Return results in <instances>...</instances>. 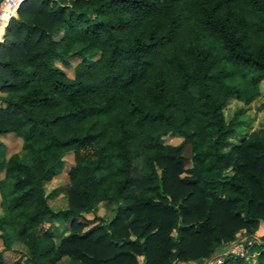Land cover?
<instances>
[{"label":"trees","instance_id":"1","mask_svg":"<svg viewBox=\"0 0 264 264\" xmlns=\"http://www.w3.org/2000/svg\"><path fill=\"white\" fill-rule=\"evenodd\" d=\"M263 78L264 0H24L0 40V264H172L254 232L264 130L232 142L224 108ZM256 247L221 264H264Z\"/></svg>","mask_w":264,"mask_h":264},{"label":"rangeland","instance_id":"2","mask_svg":"<svg viewBox=\"0 0 264 264\" xmlns=\"http://www.w3.org/2000/svg\"><path fill=\"white\" fill-rule=\"evenodd\" d=\"M78 61L73 62L75 65ZM69 76H72V68L65 69ZM259 94L250 103H244L242 100H238L234 97L230 98L224 108V115L227 121L233 118L235 120L234 129L235 132L231 136L230 140L235 143H239L243 138L247 137L252 132H256L259 129L264 130V78L260 81L258 85ZM6 148L7 153L17 150L18 147L15 145L14 141H10L11 138L5 137L2 139ZM182 141V137L176 132H168L160 136L158 142L162 144L177 145ZM73 164L72 154L68 153L64 156V168L63 172L52 179L46 186L48 196V204L53 209H61L67 207V195L65 189L69 185V179L67 176V171ZM190 161L185 162V167L190 166ZM51 190L54 192L50 193ZM115 210V204L112 205H100L97 211V215L109 220L113 215ZM87 218H92L91 214L86 215ZM52 227L58 236L66 234L69 232L70 222L64 221H54ZM264 236V219L259 223L258 228L254 232H247L245 229H240L235 233L234 240L222 244L218 247L212 255L208 257L196 258L189 261H173L172 264H221L224 257L229 254V252L237 251L238 242L245 241L250 246H255L253 249L248 245L244 248V256L248 259H255L259 252L256 244L263 243ZM0 243V248H1ZM14 255L13 250L4 252L3 256L5 260H10ZM141 257H139V262H141ZM66 262V261H65ZM255 262V261H254Z\"/></svg>","mask_w":264,"mask_h":264},{"label":"built area","instance_id":"3","mask_svg":"<svg viewBox=\"0 0 264 264\" xmlns=\"http://www.w3.org/2000/svg\"><path fill=\"white\" fill-rule=\"evenodd\" d=\"M23 1L24 0H2L0 2V25L2 26V31L0 33V40L2 38V35L4 33L7 24L9 23L12 17H15L17 15V10ZM5 16H7L6 21L4 19ZM243 250L244 248L242 246H239L237 247V251L235 252L242 253Z\"/></svg>","mask_w":264,"mask_h":264},{"label":"clouds","instance_id":"4","mask_svg":"<svg viewBox=\"0 0 264 264\" xmlns=\"http://www.w3.org/2000/svg\"><path fill=\"white\" fill-rule=\"evenodd\" d=\"M5 21L7 20V16L4 17ZM0 31H2V28H0Z\"/></svg>","mask_w":264,"mask_h":264},{"label":"bare ground","instance_id":"5","mask_svg":"<svg viewBox=\"0 0 264 264\" xmlns=\"http://www.w3.org/2000/svg\"><path fill=\"white\" fill-rule=\"evenodd\" d=\"M0 28H2V26L0 25ZM0 33H1V31H0Z\"/></svg>","mask_w":264,"mask_h":264}]
</instances>
